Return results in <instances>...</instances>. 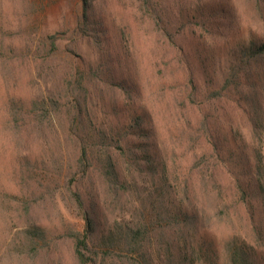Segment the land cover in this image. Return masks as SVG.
I'll return each instance as SVG.
<instances>
[{
    "label": "rangeland",
    "instance_id": "rangeland-1",
    "mask_svg": "<svg viewBox=\"0 0 264 264\" xmlns=\"http://www.w3.org/2000/svg\"><path fill=\"white\" fill-rule=\"evenodd\" d=\"M88 1L92 4L89 17L100 24L97 35L90 38L75 28L82 12L81 0H0V264H80L65 237L70 229H82L65 185L74 156L72 148L57 142L56 135L47 136L48 130L42 139L31 134L16 136L4 127L10 101L22 97L29 103L41 93L43 82L35 74V64L51 52L52 63L60 64L62 70L68 69V63L88 70L103 55V63L116 77L131 84L133 90L125 97L108 85H100L99 114L111 119L116 111L117 119H123L134 110L147 113L162 158L169 162L172 175L179 176V186L166 188V194L172 193L166 197L190 204L198 214L196 228L178 234L180 226L170 218L174 212L165 217L163 209L159 211L160 192L131 188L118 204L107 208L104 202L108 197L92 176L89 181L98 195V232L114 215H126L132 224L142 222L148 227L152 264H165L166 244L173 248L185 238L203 236L220 252L225 238L246 234L264 264V205L254 196L252 185L257 174L264 180V129L249 123L243 110H250L251 117L250 108H240L245 98H252L264 85V54L245 67L241 80L233 85L235 89L224 88L220 96L212 93L221 87L222 77L217 76L218 67L224 65L221 54L235 39L264 41V0H156L173 35L172 43L157 35L154 28L141 25L134 0ZM192 12L197 17L188 21ZM46 35L54 36L57 48L40 52L38 60L31 61V52L25 50L20 55L17 51L24 39H33L29 43L36 52V42ZM189 91L194 94V109L181 111ZM202 117L209 120L208 138L203 131L195 133ZM185 118L194 129L185 126ZM201 148L209 150L212 157L218 151L226 154L223 169L207 166L205 181L197 166L205 158ZM258 152L260 163L255 159ZM234 177H240L247 192L244 202L238 201L237 192L234 197ZM4 192L19 196L21 202L28 199V214L22 215L21 206ZM28 223L39 226L45 236L35 241V247L22 242ZM195 230H199L196 236ZM101 250L110 254L106 248ZM113 250L111 253H117L102 264H128L120 258L124 253L115 246ZM220 258L218 264H223Z\"/></svg>",
    "mask_w": 264,
    "mask_h": 264
},
{
    "label": "trees",
    "instance_id": "trees-1",
    "mask_svg": "<svg viewBox=\"0 0 264 264\" xmlns=\"http://www.w3.org/2000/svg\"><path fill=\"white\" fill-rule=\"evenodd\" d=\"M134 3L138 13L137 20L141 25L154 28L157 35L172 43L173 35L160 15L157 1L134 0ZM81 5L82 12L75 28L80 30L83 37L96 36V27L100 24L88 15L92 4L88 0H81ZM196 17L197 15L195 16L192 12L187 19L194 21ZM54 39V36L47 35L39 38L36 42V52H32L33 49L30 47L33 39H24L22 41L24 45L19 46L17 51L20 55L25 50L31 52V61H35L38 60L37 55L48 50V47L57 48ZM51 49L48 51L51 52ZM51 53L40 58V61H45L44 63L39 61L35 64V74L43 82L39 89L41 93H37V96L29 103L24 102L25 99L22 97H19L16 102L10 101L4 114V127L16 136L31 134L44 139L47 133L49 137L56 135L57 142H65L72 148L74 156L71 165L68 166V181L65 185L69 199L74 203L76 214L82 223V229H70L65 237L72 243L74 257L80 264H102L106 257L109 258L110 255L117 253H111L114 251V246L124 253L120 257L124 259L122 263L152 264V255L148 253L150 243V237L147 236L148 227L142 222L132 224L126 215H114L111 223L105 224V229L97 231L98 195L90 182L91 177L94 176L97 179L99 188L104 196L108 197V200L104 202V204L107 203V208L111 204H118L121 197L125 196L131 188L160 192L162 202L159 211L163 209L165 217L169 214L168 212H174V215L170 214V218L175 219V225L180 226L177 230L178 234L182 235L190 228L194 230L198 214L191 210L190 204L185 206L183 201H175L173 196L169 199L166 197L172 195L171 192L165 193L166 188L174 189L179 186L177 184L179 176L177 173L172 175L168 166L169 162L167 164L162 158V148L157 141L155 129L150 125L147 113L134 110L123 119H117L116 111L111 119L99 114L98 100L102 96L100 85H108L114 92L128 96L130 90H133L131 84L129 85V82L127 83L123 78L116 77L114 70H110L103 63V55H99L98 64L95 67H89L88 70L79 68L77 65H69V63L68 69L62 70L60 64L52 63ZM262 54H264V41L256 38L235 39L234 44L221 54L224 65L218 67L217 73L219 79L222 77L221 87L218 92L212 93L220 96V91L224 88L232 91L233 85L235 86L241 80L240 75L245 71V67ZM26 56L27 53L22 57ZM218 62L222 60L219 59ZM187 86V84L184 85L185 88ZM193 97L192 91L186 94L185 100L181 102V111L194 109ZM245 101L247 105L242 104L240 108L251 109V117L250 110H243L249 123L264 129V85L259 93L255 91L254 96L252 98L248 96ZM184 120L188 129L195 128L196 134L203 131L204 137L210 136L209 120L205 117H202L200 125L194 128L189 126L191 121L187 118ZM46 130H48L47 133ZM202 150L201 148L200 151ZM222 153L218 151L212 157L209 150L202 151L201 155L205 158H202L197 166L200 167L199 175L203 181H205L207 166L223 169V157L226 154L221 155ZM260 155L259 152L255 153V159H259V163ZM260 175L257 174L255 184L252 183V185L255 187L254 196L261 199L263 206L264 180ZM64 179L66 180L65 177ZM233 184L236 190L234 197L237 196V192L238 201L244 202L247 192L242 187L240 177H234ZM4 193L6 197L21 206L22 215L28 214L31 204L28 199L21 202L19 196ZM147 197L150 198L151 195ZM158 214L161 217L160 213ZM250 221L252 223L251 218ZM251 229L254 231L253 224ZM198 231L195 230L193 235L196 236ZM23 234L22 242L30 247H35V241L41 239L43 235L39 226L30 223L24 227ZM242 236L234 234L225 238L221 242L220 252L203 236L197 239L185 238L186 240H181V245L178 244L173 248L166 244L165 264H218L220 255L223 258V264H263L261 256L253 246L254 242L248 240L246 234ZM255 239L258 241L257 238ZM102 248H106L108 252L110 250V254L101 250Z\"/></svg>",
    "mask_w": 264,
    "mask_h": 264
}]
</instances>
